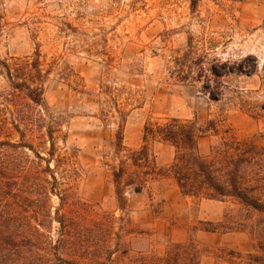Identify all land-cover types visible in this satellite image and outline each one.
Returning <instances> with one entry per match:
<instances>
[{
  "label": "rangeland",
  "instance_id": "374dc122",
  "mask_svg": "<svg viewBox=\"0 0 264 264\" xmlns=\"http://www.w3.org/2000/svg\"><path fill=\"white\" fill-rule=\"evenodd\" d=\"M189 44L209 62L254 56L258 70L213 79L222 92L215 101L202 83H178L168 74L175 52ZM37 51L49 73L45 99L62 121L57 146L73 156L79 170L78 198L98 210H117L115 188L103 165L117 126L103 122L100 113L111 90L122 101H137L124 133L131 149L141 146L144 125L152 118L196 120L203 128L215 123L264 146V0H198L196 5L193 0H0V57ZM8 90L0 77V91ZM217 141L200 139V153L208 155ZM35 146L45 155L46 147ZM156 154L158 164L167 166L174 149L159 144ZM50 203L59 205L57 197ZM129 212L135 233L123 241L133 259L162 257L171 241H186L194 226L207 227L200 222L219 223L216 232L195 235L200 264H247L248 255L261 253L264 242V214L234 200L185 197L173 178L130 194Z\"/></svg>",
  "mask_w": 264,
  "mask_h": 264
},
{
  "label": "trees",
  "instance_id": "16d2710c",
  "mask_svg": "<svg viewBox=\"0 0 264 264\" xmlns=\"http://www.w3.org/2000/svg\"><path fill=\"white\" fill-rule=\"evenodd\" d=\"M199 50L193 44L177 50L168 74L178 83H202L215 101L222 92L213 87V79L251 76L259 67L254 56L236 63L209 62ZM42 66L38 51L22 58L0 57V77L9 88L0 91V264H200L195 235L216 232L219 223L200 222L207 227L194 226L186 241H171L162 257L129 256L124 238L135 233L129 195L142 193L161 178H173L185 197L234 200L264 214V146L215 123L203 128L196 120L152 118L144 125L141 146L131 149L124 133L137 101H122L112 90L100 113L103 122L117 126L103 162L115 188L117 210L101 211L82 202L76 193L80 173L73 156L57 146L62 121L45 99L49 73ZM207 136L218 141L204 156L199 141ZM36 142L46 147L45 155ZM159 144L174 149L167 166L158 164ZM51 197H57L58 207H51ZM53 232L56 237L51 238ZM258 248L261 253L249 254L247 264H264V242Z\"/></svg>",
  "mask_w": 264,
  "mask_h": 264
}]
</instances>
